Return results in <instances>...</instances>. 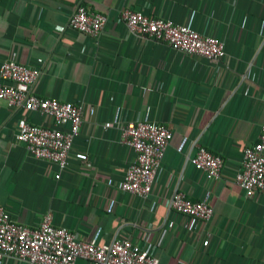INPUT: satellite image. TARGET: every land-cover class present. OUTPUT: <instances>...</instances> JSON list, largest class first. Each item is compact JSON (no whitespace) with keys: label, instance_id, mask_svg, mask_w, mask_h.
<instances>
[{"label":"crops","instance_id":"obj_1","mask_svg":"<svg viewBox=\"0 0 264 264\" xmlns=\"http://www.w3.org/2000/svg\"><path fill=\"white\" fill-rule=\"evenodd\" d=\"M78 3L107 17L98 37L69 27ZM124 8L215 36L224 56L210 60L135 35L120 17ZM12 53L40 67L35 94L83 107L67 167L55 178V164L15 140L19 120L52 119L0 99V205L14 220L36 228L50 212L54 225L98 244L139 241L159 264H264V193L246 197L234 178L264 123V0H0V63ZM131 120L172 133L146 197L121 190L134 158L121 135ZM198 146L223 157L219 178L191 162ZM175 191L191 200L208 193L211 218L176 213Z\"/></svg>","mask_w":264,"mask_h":264},{"label":"built area","instance_id":"obj_2","mask_svg":"<svg viewBox=\"0 0 264 264\" xmlns=\"http://www.w3.org/2000/svg\"><path fill=\"white\" fill-rule=\"evenodd\" d=\"M120 17L135 35L165 41L177 51L210 60H219L224 56L222 40L202 34L192 26L174 23L162 16L149 17L130 8H124ZM106 20L104 14L90 11L84 4L78 3L69 19V27L96 38ZM37 60L42 62L41 58ZM40 73V67L19 62L12 53L0 63V99L5 100L8 107L37 111L52 119V126L19 120L15 140L34 157L55 164L58 168L55 178H59L61 171L67 167L73 139L79 133L83 107L35 94L32 84ZM89 110L93 112V108ZM121 135L122 141L134 153L121 182V190L146 197L152 191L156 171L172 133L158 122L131 120L122 127ZM191 162L209 178H219L224 166L221 155L203 146L195 149ZM234 178L246 197H252L258 191L264 193V123L258 141L243 149L241 167ZM207 198L208 193L202 200H191L183 192L175 191L169 205L180 215L207 221L213 212ZM172 225L170 221L169 226ZM207 243L208 240L203 241L204 245ZM5 257L28 264H76L78 258L90 264H159L158 258L139 241L115 238L110 243L98 244L95 240L79 237L77 232L65 226L54 225L50 212L43 215L38 227L30 228L14 220L9 211L0 205V264Z\"/></svg>","mask_w":264,"mask_h":264}]
</instances>
